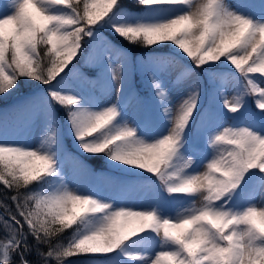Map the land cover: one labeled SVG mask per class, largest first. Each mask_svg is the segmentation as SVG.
I'll return each instance as SVG.
<instances>
[{
	"label": "snow or ice",
	"instance_id": "1",
	"mask_svg": "<svg viewBox=\"0 0 264 264\" xmlns=\"http://www.w3.org/2000/svg\"><path fill=\"white\" fill-rule=\"evenodd\" d=\"M132 4H0V264H264V0Z\"/></svg>",
	"mask_w": 264,
	"mask_h": 264
},
{
	"label": "rangeland",
	"instance_id": "2",
	"mask_svg": "<svg viewBox=\"0 0 264 264\" xmlns=\"http://www.w3.org/2000/svg\"><path fill=\"white\" fill-rule=\"evenodd\" d=\"M228 98L230 99L231 97L229 96ZM111 100H112V102H115V97L113 96L111 98ZM221 111L225 112V114H226V120H225L226 125L232 124L234 121L231 119V114H227V110L222 108V104H221ZM129 116L130 117L132 116V109H129ZM151 116H152L151 110L148 109V108H145V109L141 110L138 120H139V122H145V123L148 124V131H149L150 135H156L160 131V124H159V122L153 123L150 120ZM22 142H24V141H22ZM27 143L31 147H38V145H39L38 136L32 137L29 141H27ZM208 153H209V155H208L207 158L210 159L211 158V150L210 149H208ZM96 158H98V156ZM200 170L203 171V167L202 166H201ZM110 173L114 174L112 172H110ZM69 186L70 187H75V185L70 180H69ZM103 195L105 196V198H111L110 194L106 190L104 191ZM0 196H1V192H0ZM0 202H2L1 198H0ZM118 202L122 203V204H124L125 206H128V207H138L142 203V201H140L138 198H135V197H126L123 200H120Z\"/></svg>",
	"mask_w": 264,
	"mask_h": 264
},
{
	"label": "trees",
	"instance_id": "3",
	"mask_svg": "<svg viewBox=\"0 0 264 264\" xmlns=\"http://www.w3.org/2000/svg\"><path fill=\"white\" fill-rule=\"evenodd\" d=\"M129 3H130V6H134V5L132 4V0H129ZM169 46L171 47V45H169ZM132 52H133V54L140 53V52H141V49H138V48H132ZM23 83H24V81L21 80L20 84H23ZM4 98H7V96L4 97ZM98 157H100V158H104L103 156H98ZM102 160H104V159H102ZM0 192H1V196H0V198H1V200H2V197H3V194H4V189L2 188V186H0ZM0 211H2V209H0ZM68 236L70 237V235H69V231H68ZM64 242L66 243V240H65ZM77 258H79V257H72V258H69V259L72 260V261L74 262V264H75V262H77V261H76Z\"/></svg>",
	"mask_w": 264,
	"mask_h": 264
}]
</instances>
